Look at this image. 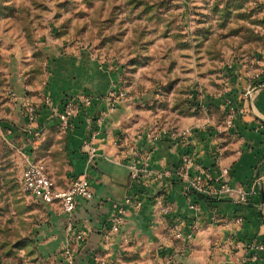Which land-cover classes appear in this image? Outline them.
<instances>
[{
  "label": "crops",
  "instance_id": "1",
  "mask_svg": "<svg viewBox=\"0 0 264 264\" xmlns=\"http://www.w3.org/2000/svg\"><path fill=\"white\" fill-rule=\"evenodd\" d=\"M59 47L46 51L40 84L27 85L22 78V87L18 88L22 105L28 102L36 107L34 120L29 121L11 107L0 122V129L13 137L55 131L58 122L53 111L62 109L63 99L80 93L94 98L91 106L75 116L72 128L60 134L63 172L54 173L51 166L40 161L58 189L85 174L93 192L90 201H79L70 218L57 204L45 205L50 224L42 243L46 258L54 264H65L64 251L68 249L72 264H101L123 249H131L142 258L149 251L152 260L144 264H236L244 244L256 239L263 245L262 259L256 264H264V74H260L264 58L232 63L226 70L224 91L204 96L197 113L175 130L185 131V137L152 140L153 135L136 131L127 123L126 100L101 116L107 106L103 96L110 83L118 81L117 74L110 77L82 49ZM84 141L96 149L92 162L88 161ZM186 151L193 153L210 183L225 178L232 187L248 189L255 178H261L255 194L245 203L225 195L194 197L175 173ZM133 161L140 169L136 180L129 178ZM144 163L147 175L142 171ZM129 196L139 201L140 207L126 206L120 231L106 233L104 224L113 205ZM163 205L170 206V214H162ZM212 211L218 213L217 222L211 219ZM174 216L197 224L190 242L170 236L168 226Z\"/></svg>",
  "mask_w": 264,
  "mask_h": 264
},
{
  "label": "rangeland",
  "instance_id": "2",
  "mask_svg": "<svg viewBox=\"0 0 264 264\" xmlns=\"http://www.w3.org/2000/svg\"><path fill=\"white\" fill-rule=\"evenodd\" d=\"M52 46L82 49L117 74L136 131H175L204 96L224 91L232 63L264 58V0H0V122L11 107L24 114L21 80L40 84ZM54 130L13 137L0 129V264H54L42 246L47 209L23 189L30 161L63 172ZM149 256L123 249L101 264Z\"/></svg>",
  "mask_w": 264,
  "mask_h": 264
},
{
  "label": "built area",
  "instance_id": "3",
  "mask_svg": "<svg viewBox=\"0 0 264 264\" xmlns=\"http://www.w3.org/2000/svg\"><path fill=\"white\" fill-rule=\"evenodd\" d=\"M260 74H264V65L260 71ZM114 90H110L103 96V101H106V109L103 110L101 116H104L108 112L115 110L117 104L124 99L125 92L121 89V86H113ZM94 102V98L88 94H76L71 97L63 99V107L61 110L53 111L54 117L57 120V127L60 132L64 133L70 130L73 126V120L82 110L91 106ZM45 104L49 105V98L45 99ZM23 111L29 121H33L36 116L35 108L28 102L23 103ZM185 131H160L153 135L152 140H159L162 136H167L172 140L185 137ZM83 147L88 148V161H94L96 155V149L92 147L89 142L84 141ZM146 163L143 165V173L147 175L145 170ZM129 178L136 180L139 176L140 169L137 168L136 163L133 161L130 164ZM226 174L225 171H223ZM176 175L185 181L186 191H193L197 194L205 195L208 197L219 198L225 195L227 198L232 199L237 203H245L248 198L255 194L256 185L259 184L261 178H255L253 184L248 189L236 188L229 185V181L225 178H218L210 183L206 177H204V171L194 161L193 153L190 151L184 152L180 157L179 165L175 171ZM23 189L30 196L40 201L44 205L57 204L61 211L70 218L79 201H90L93 198V192L90 187V182L85 174L78 175L71 179L69 185L64 189H58L49 173L46 166L40 161H30L27 163L23 174ZM126 206L133 208H139L140 202L134 201L132 197H125L122 203L113 205L112 213L105 220L104 228L106 233H117L120 231L123 222ZM192 208L193 205L190 204ZM161 212L164 215L171 213L169 205H163ZM211 219L213 222L219 220L218 213L212 211ZM198 229L197 224L194 221H187L183 217L174 216L170 225L168 226V232L170 236L178 241L184 243L190 242ZM263 245L256 241V239L248 240L243 247V255L237 259L236 264H256L262 259ZM64 257L65 264H72L73 257L70 250L65 249ZM167 264H173L168 261Z\"/></svg>",
  "mask_w": 264,
  "mask_h": 264
},
{
  "label": "trees",
  "instance_id": "4",
  "mask_svg": "<svg viewBox=\"0 0 264 264\" xmlns=\"http://www.w3.org/2000/svg\"><path fill=\"white\" fill-rule=\"evenodd\" d=\"M63 105V104H62ZM83 111V110H82ZM81 111V112H82ZM191 195H193L194 197H197V196H200V197H202V195H200V194H197V193H195V192H193V191H190L189 192Z\"/></svg>",
  "mask_w": 264,
  "mask_h": 264
}]
</instances>
